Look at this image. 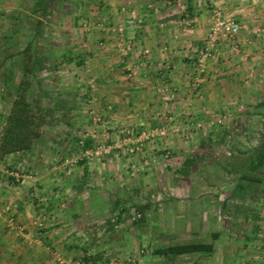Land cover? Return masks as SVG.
Masks as SVG:
<instances>
[{
	"label": "rangeland",
	"instance_id": "rangeland-1",
	"mask_svg": "<svg viewBox=\"0 0 264 264\" xmlns=\"http://www.w3.org/2000/svg\"><path fill=\"white\" fill-rule=\"evenodd\" d=\"M86 1L93 2L95 7H89L85 4ZM1 2L7 4L1 7L0 11V94H3L4 89L3 72L14 70L18 66L16 57L6 60V55L9 51L16 53L31 43H36L41 52L49 58L46 69L38 72L32 90L48 92L54 98L63 91L78 90L80 94L79 99L73 104L76 107L73 116L74 126L68 130L69 132L61 123H57L58 121L46 124L41 138L43 142L35 145L34 152L26 158L22 157L21 164L17 167H12L9 161V165L4 168L8 176H12V172L32 176L31 179L22 177L20 181H16L17 183L30 181L31 186L36 188L29 194L30 201L33 204H42L45 201L49 204H55L57 201L60 204L66 202L60 193L50 192L52 194H45L44 198L40 187L44 186L50 191L59 184L68 188L73 185L76 173L81 172L83 163L74 167L64 163L62 158L72 149L70 144L72 138L68 140L64 135L70 133L75 138L88 134V137L94 140L95 147H113L108 155L87 159V164L89 162L91 167H94V162L103 166L110 158L116 160L130 155H137L142 162L146 161L147 171H144L146 173L136 175L138 180L140 177L143 180L142 183L140 181L143 191L140 193L144 201H141V196L136 194L137 192L128 190L124 194L126 199L123 198L125 203L122 204H136L139 201L143 204L125 207L128 224L134 225L132 232H129L130 226H126L119 231V235L124 238V233H128L131 242L129 245L135 238L141 239L142 242L146 241L147 246L157 248L196 242L210 243L214 237L212 233H208V229L215 227L213 219L218 217L219 223L221 219L220 225L226 239L220 242L221 263L263 264L261 262L264 261L262 257L264 254L261 249L264 244V198L258 196L249 199L250 195H247L244 201L234 200L231 191L237 183V174L230 164L237 158V155H232L233 148L243 150L244 146L254 148L260 144V138L264 134V81H261L262 86L258 85L256 90L252 89L251 92L254 91L256 94L252 96V93L247 92L250 95L242 96V103L249 101V104H244V107L236 112H229V109H226L219 113H208V117L198 113L190 105L198 104L197 98L200 99L201 94L196 93L199 90L197 80L191 86L197 97L188 98L187 109L184 107L178 112L152 113L133 111L129 107L124 111L121 109L124 105L120 104V100L126 105L130 101L136 102V97L125 101L124 92L119 86L123 84L121 78L124 76L129 78V73L134 77L138 73L133 64L127 65L130 49L123 40L125 32L123 35L117 32L118 26L122 24L125 30L128 29L129 26L125 23L126 15L116 16L117 20L115 23L112 22L113 20L102 15L105 6L102 0H75L77 5L72 13L66 11L62 7V1L58 0L55 8L44 16L39 11L34 13L33 0ZM257 2H260L261 6L259 11L264 14V0ZM89 8H95L96 14L87 16ZM26 14L30 18L24 20V17H21L22 20L19 22L20 16ZM38 20H42V37H34L33 25ZM7 38H9L7 43L2 42ZM123 48L127 52L126 55H123ZM196 50L199 51L200 47H196ZM111 52L116 56L115 60L114 58L105 60L101 57L95 61L98 56L109 55ZM82 58L84 63L80 66L77 62ZM62 63L63 66L59 67ZM54 64H57L56 68H53ZM124 67L127 68L126 72H123ZM150 88L148 85L146 90ZM109 91L113 94L111 99H115L111 103L106 101V96L110 95ZM3 102L4 106L0 107V122L4 121L3 111L8 104L5 99ZM157 128H162L164 134L142 141L139 139L142 132ZM202 137L212 138L211 142L200 143L199 139ZM79 151H74L67 158H80ZM234 152L237 154L239 151ZM41 176L47 178L42 184ZM127 178L135 177L128 174ZM46 184H49L48 187H45ZM258 186L262 189L264 183ZM14 204L9 210L11 217L8 220L11 218L12 227H23L17 224L15 217L17 208ZM216 204L218 212L211 215L209 212ZM138 208H141L142 212H138ZM2 211L0 209V214ZM256 214L261 217L259 220L254 219ZM42 216L43 214H35L30 232L39 233L45 228L46 222L51 221L50 217L45 219ZM141 217L143 221L137 222ZM110 218L112 220L115 217L112 215ZM255 221L262 229L248 242L246 236L252 232ZM39 223L42 224L41 227ZM18 232H25V228ZM113 236L117 248L126 244L118 242L115 235ZM147 246L141 248L139 252H145ZM56 252L64 256L57 250L51 251L52 254ZM134 257L131 255L123 258V261L117 264H129L128 260ZM183 257H187V254ZM64 258L67 261L71 259L73 262L71 264L79 263L73 258L67 256ZM118 259L120 260V257Z\"/></svg>",
	"mask_w": 264,
	"mask_h": 264
},
{
	"label": "crops",
	"instance_id": "crops-1",
	"mask_svg": "<svg viewBox=\"0 0 264 264\" xmlns=\"http://www.w3.org/2000/svg\"><path fill=\"white\" fill-rule=\"evenodd\" d=\"M1 1L6 0H0V11L1 7L7 4ZM102 2L105 3L102 15L113 20L112 22L115 23L116 16L120 17L122 14L126 15L127 19L133 18L136 22L134 26L124 30L123 36L130 49L127 65L133 64L138 70L136 77L129 73V78L127 76L121 78L123 84L119 86L122 87L120 90L124 92L125 101L136 97V102L130 101L126 105L120 100V104L124 105L121 109L124 111L129 107L133 111L142 110L152 113L178 112L184 107L187 109L188 98L197 97L191 88L197 80L199 90L196 93L201 94L200 99L197 98L198 104L190 105L198 113L208 117V113H219L226 109H229V112H236L240 111L244 104H249V101L242 103V96L250 95L247 92L252 93V89L256 90L258 85L262 86L264 14L259 11L261 6L257 0H158L157 2L102 0ZM92 3L85 2L89 7L94 6ZM215 7L225 16L241 24L239 42L242 51L236 54L231 46L224 42L218 47L214 58L210 59L200 71L196 67L200 50H196V47H200L206 36L212 9ZM124 9L126 11H123ZM94 14H96L95 8H89V13L86 15L90 17ZM186 19L187 23L189 21L187 25L183 23ZM145 49L150 50V55L139 58L140 53ZM101 57L105 60L116 59L111 52L109 55L98 56L95 61L100 60ZM165 64L168 68H164ZM61 66L63 63L59 65ZM125 67L123 72H126ZM148 85L151 86L150 90H146ZM254 94L256 93L253 91L251 95ZM112 95L110 93L105 100L109 103L115 101L111 99ZM2 98L3 94H0V107L4 106ZM7 103L4 108L6 110L3 111L4 117L2 116L4 119L11 107L9 100ZM2 124L3 121L0 122V130ZM211 139L202 137L199 141L205 144L211 142ZM42 142L41 139L35 145ZM35 145L26 154H8L0 163V209L3 210L0 214V264H56L51 253L54 250L78 262L85 251L90 254L100 253L101 259L98 264H117L131 255L135 256L134 264H223L219 247L220 242L226 239L220 225L221 219L219 223L218 217L213 219L215 227L208 229V233H212L214 237L212 241L214 251L209 254H187V257H183L185 254L178 256L155 254L154 250L157 247L145 245L146 241L142 242L141 239L135 238L129 245L131 242L128 233H124L125 237L121 238L119 231L123 227L130 226L129 232H132L134 225L128 224L125 207L128 205L137 207L143 205L141 203L144 201L140 193L143 180L142 177L138 180L136 175L141 176L147 171L146 161L142 162L137 155L132 154L133 156L116 160L110 158L106 160L107 166L106 163L101 166L94 162V167H91V164L89 166V162L88 164L86 162L82 165L81 172L76 173L73 185L69 188L59 184L56 188L47 191L44 186L40 187L44 198L45 194L49 195L50 192L60 193L66 202L60 204L57 201L55 204H49L45 201L42 204H33L29 194L36 188L31 186L30 181L17 183L13 177L6 174L4 168L9 165V161L12 167L20 165L21 158L32 154ZM128 174L135 178H127ZM40 178V184L47 179L45 176ZM48 185L46 184L45 187ZM127 190L137 192L142 202L122 204L125 203L123 198L126 199L124 194ZM13 204L17 208L15 211L17 224L25 228L23 233L12 229L11 218L8 220L11 217L9 210L12 209ZM217 205L212 207L209 212L211 215L217 214ZM95 210L98 212L94 213ZM118 210L123 212L122 217L117 214ZM37 213L43 214L45 219L50 217L51 221L48 220L45 228L39 233L30 232L29 229L33 227L32 220ZM112 215L115 218L111 220ZM111 223L115 225L112 226ZM113 235L118 242H126V244L117 248ZM145 246H147L146 251L139 252ZM261 263L264 264V261L262 260Z\"/></svg>",
	"mask_w": 264,
	"mask_h": 264
},
{
	"label": "trees",
	"instance_id": "trees-1",
	"mask_svg": "<svg viewBox=\"0 0 264 264\" xmlns=\"http://www.w3.org/2000/svg\"><path fill=\"white\" fill-rule=\"evenodd\" d=\"M33 1L34 13L39 11L42 16H44L45 14L48 15L50 11L55 8L58 0ZM61 1L62 7L70 13H72L74 7L77 5L75 4V0ZM25 16L21 15L19 22L22 20L21 17H24V20L27 17L30 18L27 14ZM41 25L42 20H38L34 23V37H42L43 31ZM8 39L9 38L2 42L7 43ZM9 48L10 47H8V49ZM15 57L18 59V66L14 68L15 71L6 70L2 75V85L4 88L3 99L9 100L11 107L0 130V163L8 154L15 153L22 155L31 151L35 143L41 141L43 137V128L46 124L58 121L57 123H61L67 131L73 128V116L76 109L73 104L80 97L78 90L75 92H60L56 94V98L48 92L39 89L37 91L32 90V85L38 72L46 69V62L49 59L46 54L41 52V48L38 47L36 43H31L26 46V48L20 49L16 53H11L9 51L5 58L9 60ZM82 61H84V58L80 59L77 64L81 66L84 63ZM53 66V68H56L57 64ZM10 94H12V96H10ZM72 135L73 134L70 133L64 135L65 138L68 137V140L72 138L70 142L72 149L66 153V157L64 156L62 160H65L74 151L77 152V150H80L79 152H81L95 147L94 140L91 137L76 136L74 138ZM81 139H84L82 145L80 144ZM234 150L239 152L235 154ZM232 153H234L232 154L233 156L237 155L236 161L230 164L233 167V171L237 174V183L232 188L231 197L234 200L241 201L247 199V195H250L249 199H255L258 196L264 198V188L260 189L258 186V184L264 183V134L262 138H260L259 146L254 148L244 146L243 150L233 148ZM82 161L83 162L80 163L85 164L87 159H83ZM137 211L142 212L141 208H138ZM117 214L122 217L123 212L118 210ZM260 218L259 214L254 216L256 220ZM141 221H143L142 217L137 222ZM111 224L112 226L115 225L114 223ZM261 229V226L256 222L252 232L246 236L247 241H252ZM213 251V242H196L171 245L167 248H156L154 253L178 256L198 253L209 254ZM100 259V253L90 254L85 251L83 256L79 258V262L80 264H98Z\"/></svg>",
	"mask_w": 264,
	"mask_h": 264
},
{
	"label": "built area",
	"instance_id": "built-area-1",
	"mask_svg": "<svg viewBox=\"0 0 264 264\" xmlns=\"http://www.w3.org/2000/svg\"><path fill=\"white\" fill-rule=\"evenodd\" d=\"M152 2H157L158 0H151ZM125 23L128 26H133L135 25V20L133 18H129L125 21ZM184 24L187 23V19L184 20ZM124 25H119L117 28V32L120 35H123L124 33ZM241 30L242 26L240 23L236 22L230 17L225 16L222 14L221 10L219 8H213L212 9V17L210 20V26L208 29V32L203 40V42L200 45V51H199V58L196 64V67L202 71L205 66L207 65L208 61L212 58H214L215 53L218 49V47L222 43H227L229 46H231L232 51L236 54H240L242 49L240 47V42H239V36L241 35ZM123 55H126L127 52L122 49ZM150 55V50L145 49L141 52L140 57L142 56L143 58L147 57ZM164 68H168V66L165 64ZM220 121V120H219ZM124 133V130L122 131ZM164 134L162 128H157L149 132H142L140 134L139 139L142 141L143 139H149L150 137H155L156 135ZM86 137H88V134H85ZM84 139H81L80 144H83ZM111 146H106L104 147H94L92 149H87L85 151L80 152V158L78 157H71L67 158L64 160V163L67 166H77V164L80 163L83 159H91V157H103L105 155H108L111 153ZM11 177H13L16 181H20V178L26 177L28 179H31L32 176L30 174L27 175H21L19 172H12ZM140 216L138 215L137 218ZM40 227L42 226L41 223H39ZM17 227H12V229H16ZM18 231H22V227L17 228ZM263 253H264V244L262 247ZM55 261L58 264H71L73 263L71 259L68 261L64 258V256L58 252L53 254ZM129 264H132L134 262L133 259L128 260ZM74 264H79V263H74Z\"/></svg>",
	"mask_w": 264,
	"mask_h": 264
}]
</instances>
